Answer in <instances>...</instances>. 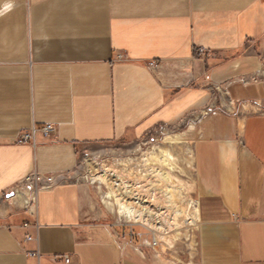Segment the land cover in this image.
I'll return each mask as SVG.
<instances>
[{"label": "crops", "instance_id": "crops-1", "mask_svg": "<svg viewBox=\"0 0 264 264\" xmlns=\"http://www.w3.org/2000/svg\"><path fill=\"white\" fill-rule=\"evenodd\" d=\"M263 49L264 0H0V264H158L70 178L158 128L194 144L202 227L182 264H264ZM31 174L64 181L27 206Z\"/></svg>", "mask_w": 264, "mask_h": 264}, {"label": "built area", "instance_id": "built-area-1", "mask_svg": "<svg viewBox=\"0 0 264 264\" xmlns=\"http://www.w3.org/2000/svg\"><path fill=\"white\" fill-rule=\"evenodd\" d=\"M123 59L124 57L120 56L117 61H123ZM150 67L158 68L159 65L152 62ZM252 82L258 83L259 80L255 77ZM215 87L217 89L218 86ZM55 130L54 125H46L38 130L25 132L19 137V144H30L35 140L34 135L37 132L49 137ZM156 141L158 140H155V143ZM148 144H142L136 152H129L126 156L125 154L99 153L93 155L91 162L98 171L96 176H102L106 172L114 188L120 190L119 196H124L133 203V208L140 211L142 215L141 218L137 216V219L132 221V218L128 217L129 211H121L120 204H117L115 208L111 203L107 205L115 218L117 217V226L130 229L139 227L142 230V232H131L121 237L127 241V246L137 253L143 254L149 250L158 258L163 257L172 264H182L183 257L190 258L186 254L195 253L200 243L202 222L195 205L198 203L195 180L192 183L180 171L174 172L167 168L163 170L159 161L150 160V154L156 152L153 151L155 148L147 151ZM193 159L195 173V154ZM187 162V167L191 168L189 160ZM178 169L181 170L179 167ZM165 173L170 174L169 179L166 178ZM86 176L85 179L88 181V172ZM62 181H64L63 178L31 174L20 182L19 188L23 186L29 189L32 195L30 205H33L38 193L50 191ZM98 186H100L99 182L96 184V187ZM31 240L29 238V241ZM63 260L66 264H70L68 257Z\"/></svg>", "mask_w": 264, "mask_h": 264}, {"label": "rangeland", "instance_id": "rangeland-1", "mask_svg": "<svg viewBox=\"0 0 264 264\" xmlns=\"http://www.w3.org/2000/svg\"><path fill=\"white\" fill-rule=\"evenodd\" d=\"M258 57V63L261 64L263 70H258L257 73L253 76H251V78L249 80H247L248 82H252L253 78L257 77V79L259 80L258 83H263L264 85V49L262 50V52L259 53V55H257ZM212 88L218 92H221L220 87H216L214 85H212ZM232 107L233 109H235V106H229ZM232 108H229V111L232 110ZM246 111L248 113H256L259 112L258 109H256L255 107L253 108V105L251 107V105H248L246 108ZM183 130V128L181 129ZM183 131H178V130H167V129H162V128H158L155 131H148L147 133H145L144 135H142L141 137H135L134 139H131L125 143H111V144H105L102 145L100 147H98L96 150L94 151H90V152H86L84 153V155H82L80 157L79 163L76 166V168L70 173V178L72 181L80 184L83 187H86L90 194L91 197L93 198L94 202H97V207L95 208L94 213L98 214V211L102 214H99L98 216L96 215V221L99 224H103V225H112V226H116L117 228L121 227V226H117L116 221H115V216L112 214L111 209H107L105 210L104 206L101 204V202H99V192L97 190V188L95 187H91L88 183V181L85 179L87 176V169H88V165L92 164V160L91 159L93 157V155H97V154H102V153H112L114 155H120V154H125L124 156H126V154L132 153V151L136 152V150L138 149V147H140L142 144H148V142H151V144L149 143L148 146H146V150L150 151L153 148H157V147H161V151H168L170 154L176 155L177 161L174 162V167L175 169H177V171H180L181 173L183 172L184 176L186 178H188L192 183L195 180V173H194V168H193V164H194V159H193V155H194V144H190L188 143V141L185 138V135L182 134ZM173 138V139H172ZM176 138H180L181 142L180 144L177 145H170L169 142H171L172 140L176 139ZM155 140L157 143H155ZM133 152V153H134ZM186 160V162H185ZM187 160H189V163L191 165V168H188L187 164ZM164 164V162H162ZM166 164V163H165ZM93 166V165H92ZM163 170L165 169L164 166L160 165ZM168 167H170V162L166 165ZM94 167V166H93ZM181 168V170L178 169ZM194 186V184H193ZM19 187V185H18ZM14 190V192L12 193V195L10 196V198H14L16 196L17 193V188ZM18 190H27L28 194H27V198L29 197L30 191L27 187H20L18 188ZM14 195V196H13ZM124 230H126L125 234L123 235H129L131 232L133 233H139L142 232L141 228L139 227H135L133 229H130L129 227H121ZM149 255L152 257L153 260L156 261V263L158 264H172L169 260L164 259L163 257H157L155 254L151 253L149 250H146ZM199 249L192 254H186L188 257H197ZM185 257H183V263H185L186 259H184ZM177 264V263H176Z\"/></svg>", "mask_w": 264, "mask_h": 264}, {"label": "bare ground", "instance_id": "bare-ground-1", "mask_svg": "<svg viewBox=\"0 0 264 264\" xmlns=\"http://www.w3.org/2000/svg\"><path fill=\"white\" fill-rule=\"evenodd\" d=\"M180 142H181L180 138H176L169 143H170V145H177V144H180ZM161 149H162L161 147L155 148L153 151L156 152L157 154L151 153L150 154V160H154L157 162L159 161L160 164L162 166H164L165 168H167L168 170H171L174 172L177 171V169H175V167L173 165L174 162L177 161L176 155L170 154L168 151L160 152ZM162 162H164V164ZM169 162H170V167L166 166ZM190 167H191V165H190ZM193 167H194V164H193ZM106 171L109 172L108 170H106ZM87 172L89 173V177H88L89 183L88 184L91 187H93L95 185V188H97V190L99 192V202H101V204L105 207L104 208L105 210H107L109 208L107 205L108 204L110 205V203L112 204V206L114 208L117 206V204H120L121 211H123V210H125L127 212L129 211L128 213H130V215H128V217L132 218V221H134V219H137L136 218L137 216H139V218L142 217V215L140 214V211L133 208L134 207L133 203H130L124 196H119L120 190H118V189L116 190V188H114L113 184L111 183V180L107 177L106 172L102 176L97 177L96 174L98 171H97V169H95V167L92 166V164L88 165ZM165 176L167 179H169L170 174L165 173ZM98 182L100 183V186L96 187V184ZM18 191H17V193H18ZM17 193H16V195H17ZM31 197H32V195L30 192L29 197H28L29 200L27 199L28 203H26L27 206L30 205ZM109 201H112V202H109ZM195 205H196V208H198L197 213L200 216L199 202ZM200 219H201V217H200ZM119 220H120V218H119ZM115 221H116V219H115Z\"/></svg>", "mask_w": 264, "mask_h": 264}, {"label": "water", "instance_id": "water-1", "mask_svg": "<svg viewBox=\"0 0 264 264\" xmlns=\"http://www.w3.org/2000/svg\"><path fill=\"white\" fill-rule=\"evenodd\" d=\"M14 196V195H13Z\"/></svg>", "mask_w": 264, "mask_h": 264}]
</instances>
